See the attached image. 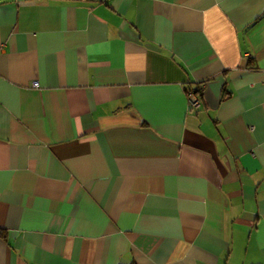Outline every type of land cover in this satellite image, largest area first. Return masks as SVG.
I'll return each mask as SVG.
<instances>
[{
	"label": "crops",
	"instance_id": "1",
	"mask_svg": "<svg viewBox=\"0 0 264 264\" xmlns=\"http://www.w3.org/2000/svg\"><path fill=\"white\" fill-rule=\"evenodd\" d=\"M0 264H264V0H0Z\"/></svg>",
	"mask_w": 264,
	"mask_h": 264
},
{
	"label": "built area",
	"instance_id": "2",
	"mask_svg": "<svg viewBox=\"0 0 264 264\" xmlns=\"http://www.w3.org/2000/svg\"><path fill=\"white\" fill-rule=\"evenodd\" d=\"M186 98H187V104L190 107H196L198 105V100L194 94L188 93L186 94Z\"/></svg>",
	"mask_w": 264,
	"mask_h": 264
},
{
	"label": "trees",
	"instance_id": "3",
	"mask_svg": "<svg viewBox=\"0 0 264 264\" xmlns=\"http://www.w3.org/2000/svg\"><path fill=\"white\" fill-rule=\"evenodd\" d=\"M185 94H188V91H186ZM194 94H195V93H194Z\"/></svg>",
	"mask_w": 264,
	"mask_h": 264
}]
</instances>
